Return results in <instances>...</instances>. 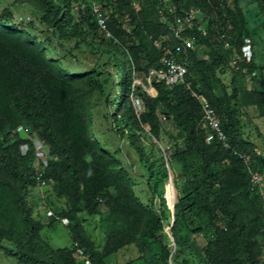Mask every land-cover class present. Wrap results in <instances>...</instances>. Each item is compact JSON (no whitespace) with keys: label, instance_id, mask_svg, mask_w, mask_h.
<instances>
[{"label":"trees","instance_id":"16d2710c","mask_svg":"<svg viewBox=\"0 0 264 264\" xmlns=\"http://www.w3.org/2000/svg\"><path fill=\"white\" fill-rule=\"evenodd\" d=\"M14 1L33 7L47 29L62 41L75 40L112 59L120 89L111 113L115 132L121 139L128 137L141 169L149 176L152 197L145 201L140 197L132 173L93 132L94 95L107 96L96 78L98 72L63 68L60 58H49L45 44L15 22L14 11L4 8L0 12V250L21 264H81L77 249L90 264H108L109 257L130 246L139 255L125 264H264L258 239L264 228V200L258 189H252L245 162L263 174L264 152L245 134L241 117L245 113L252 122L248 111L253 109L264 116V89L245 88L239 82L248 71L258 70L254 58L245 73L239 75L232 68L242 38L248 34L240 0H176L180 10L200 11L202 20L197 18L194 28L184 35L194 37L199 50L207 48L210 58L190 52L188 85L170 86L155 80L157 96L147 98L140 113L132 98L133 62L125 51L99 36L90 8L76 19V0ZM95 1L125 32L122 20L127 19L128 37L144 50L162 39L163 51L172 49L171 26L158 13L162 0ZM202 26L206 35L199 30ZM224 31L230 33V48H225ZM226 71L231 72L229 83L222 78ZM198 96L214 109L227 147L215 137L210 141L200 126ZM160 115L172 119L186 138V149L173 155L181 165L176 177L188 179L182 188L164 161L156 166L145 149L144 134L160 138ZM24 124L31 127L30 137L49 148L44 177L57 197L66 200L60 215L70 225L72 247L54 249L41 236L45 224L34 216L29 200L37 187L35 154L21 153V145L30 141L26 134L15 138ZM157 178L164 193L153 195L152 181ZM167 182L177 190L175 198L166 197ZM101 206L109 219L102 248L84 224L85 215H102ZM204 230L212 238L201 246L194 236Z\"/></svg>","mask_w":264,"mask_h":264},{"label":"rangeland","instance_id":"374dc122","mask_svg":"<svg viewBox=\"0 0 264 264\" xmlns=\"http://www.w3.org/2000/svg\"><path fill=\"white\" fill-rule=\"evenodd\" d=\"M90 2V0H86ZM241 7L244 11V17L247 22L248 34L242 38H250L253 43L254 61L258 66V70L254 73L248 71L245 74V78H239V82L245 87L250 89H264V4L259 0H240ZM19 3L14 0H0V12L4 8H10L12 10L17 9ZM21 12L16 16L15 22L24 28V31L31 36H35L38 42L45 44V49L49 58H60L62 60V66L65 69L77 71V72H90L96 70L98 76L96 77L102 82L107 96L101 94L94 95V108H93V132L95 135L102 139L105 146L109 148L117 158L127 167L132 173L133 178L136 181V191L140 197L145 201L152 197L147 182L148 174L143 172L138 160V156L130 146L128 137L120 138L115 132V123L112 120L111 113L114 111L115 98L120 93L119 87L116 85L118 82V75L115 67L112 65V59L108 55H101L99 52L87 47L85 45H79L75 40L71 42L62 41L57 34L53 35L50 29L41 21V15L39 12L33 10L27 4L20 6ZM19 10V11H20ZM80 14L77 0L73 2V15L77 19ZM107 16L109 12L106 10ZM30 21H27L28 18ZM199 21L202 20L198 17ZM31 22V23H30ZM123 26L127 28V32H130L131 27L127 23V19L122 20ZM118 22L108 19L109 29L113 38L107 37L103 33H99L100 37L106 41H110L115 44L121 51H125L129 59L133 62V66L136 69L134 74V96L133 102L137 111L143 112L145 109V103L147 98H154L157 96L153 87L155 80H160L156 77L155 71L157 70L158 62L164 51L161 47V43L164 39L147 45V51L138 45L137 42L132 41L127 32L123 31ZM29 24H32L29 27ZM224 39H227L231 43L230 33L228 31L223 32ZM223 39V38H222ZM162 52V53H160ZM200 58H210V51L207 48L201 47L197 51ZM247 63L239 62L237 66L233 65L232 68L240 75L247 68ZM226 74L222 76L226 83L230 82V71H226ZM264 112V110H263ZM248 114L252 116V122L246 117L245 113H241V117L244 123V132L254 142L259 145L261 152H264V116H262L261 110H249ZM264 114V113H263ZM161 133L159 140L145 135L144 143L145 149L156 166L165 163V166L171 176L174 175V180L182 188L188 182V179L176 177V174L180 173L181 165L174 162L173 155L186 149V138L184 133L176 126L172 119H166L160 115ZM26 131H31V127L27 124L22 125ZM148 133V129L146 130ZM208 139L213 140L212 131L206 130ZM17 134V133H16ZM24 134V133H23ZM31 134V133H30ZM20 136L18 133L16 137ZM34 138L33 135H31ZM46 156V154H44ZM48 157V156H47ZM49 158V157H48ZM144 174V175H143ZM263 182L260 186L261 192L264 194V173ZM147 178V179H146ZM150 179V178H149ZM153 179L152 185L154 186L155 194L164 193L162 185L156 183ZM167 194L169 199L171 196L174 198L177 195V190L171 189L169 182L166 183ZM29 200L34 207V216L45 224L44 229L41 232L42 238L50 244L54 249L72 247L71 233L69 230V223L61 217V211L66 207V200L57 197L53 188L48 186L45 190L38 186L33 188L30 192ZM157 198L154 197V201ZM171 204V203H170ZM168 205V204H167ZM159 208V203L157 202ZM102 212L101 216H86L84 224L88 234L97 245L102 248L106 244V235L109 227V219L107 210L104 206L100 207ZM84 218V217H83ZM167 224V222L165 223ZM198 224V223H196ZM168 236L171 237L168 230ZM196 241L199 245L203 246L212 238L209 230H204L200 235H195ZM7 244L5 243L4 246ZM139 255L138 250L134 246L124 248L116 255H113L107 259L108 264H125L128 261L136 258ZM77 260L81 264H90L87 258L78 256ZM0 264H21L14 257L6 256L3 251L0 250Z\"/></svg>","mask_w":264,"mask_h":264},{"label":"built area","instance_id":"2783aa9c","mask_svg":"<svg viewBox=\"0 0 264 264\" xmlns=\"http://www.w3.org/2000/svg\"><path fill=\"white\" fill-rule=\"evenodd\" d=\"M77 3L79 11L82 14L90 8L94 21L98 26L99 33H103L107 37L113 38L108 24L109 16H107L106 10L99 2L95 0H90V2H87L86 0H77ZM158 13L162 22L171 26V33L175 42L172 49H166L164 51L160 59L162 67L161 69H157L155 71L156 77L160 78V80H164L166 84L170 86L182 84L188 85V57L190 52H196L199 48L194 37L185 36L184 34L194 28L195 20L199 17L200 11L195 8L180 10L176 4V0H162ZM30 20L31 18L29 17L27 21ZM199 30L204 35L207 34V29L204 26L199 27ZM222 38L225 48H230V41L224 39V35H222ZM253 58V43L250 38H244L240 53L232 63L235 66H237L239 62L248 64L253 60ZM198 100L202 110L200 126L205 130H211L213 138L215 137L219 142L223 143L224 146L227 147L228 144L225 132L221 127L220 122L216 119L215 111L211 104L201 96H198ZM16 132L20 134L24 133L29 137L30 141L22 144L20 150L22 155H26L30 152L35 154V160L33 162L35 173L34 178L37 186L45 190V188H47L50 184L44 177V170L50 160L49 148L41 140L31 138L29 134L32 132L26 131L23 127H19ZM44 154H46V156H44ZM245 162L248 165L251 187L252 189H258L264 200V194L260 190V186L263 182V175L258 171H253L247 160ZM258 239L264 252V228L260 231ZM76 252L78 256L84 257L81 249H77Z\"/></svg>","mask_w":264,"mask_h":264},{"label":"crops","instance_id":"0c3cea01","mask_svg":"<svg viewBox=\"0 0 264 264\" xmlns=\"http://www.w3.org/2000/svg\"><path fill=\"white\" fill-rule=\"evenodd\" d=\"M23 5H25V4H19V6H16V8L17 9H15V10H13L14 11V17L16 18V16H18V15H21V14H19L20 12H21V8H20V6H23ZM29 6V5H28ZM29 7H31V6H29ZM31 8H33V7H31ZM20 10V11H19ZM34 10V9H33Z\"/></svg>","mask_w":264,"mask_h":264},{"label":"water","instance_id":"95a60500","mask_svg":"<svg viewBox=\"0 0 264 264\" xmlns=\"http://www.w3.org/2000/svg\"><path fill=\"white\" fill-rule=\"evenodd\" d=\"M172 224H173V221H172Z\"/></svg>","mask_w":264,"mask_h":264}]
</instances>
